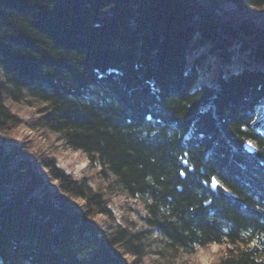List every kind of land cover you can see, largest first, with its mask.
<instances>
[{"label": "trees", "instance_id": "1", "mask_svg": "<svg viewBox=\"0 0 264 264\" xmlns=\"http://www.w3.org/2000/svg\"><path fill=\"white\" fill-rule=\"evenodd\" d=\"M213 59L228 73L198 86ZM262 105L264 0H0V264H184L212 245L264 264ZM119 193L135 220L112 214Z\"/></svg>", "mask_w": 264, "mask_h": 264}, {"label": "rangeland", "instance_id": "2", "mask_svg": "<svg viewBox=\"0 0 264 264\" xmlns=\"http://www.w3.org/2000/svg\"><path fill=\"white\" fill-rule=\"evenodd\" d=\"M205 64L202 63L201 67L205 66ZM210 66L211 67L209 69V72L206 75L202 76L201 81H205L207 78H210V83H212V85H215L218 82L216 78L218 77L219 71L227 73V69L222 68L218 59L211 60ZM216 70H218V74L216 73ZM11 106L13 108L12 113H16L17 117L21 121H26L30 117H34L33 115L37 110V107H29L20 104L17 105L14 103H12ZM259 109L260 110L258 111L259 113L256 116V121H261L263 119L262 115L264 114V106H260ZM260 130H263V128H261ZM19 133L20 134L18 136V139H16L18 143H29L35 147L42 146V148L49 146L54 147L56 151H54L52 155L54 156L56 161V168L62 171L65 175L72 174L76 179H81L83 177L90 178V173L87 169V158L80 152L68 149L63 142H57V137L54 134L47 133L45 136H41L23 127L20 129ZM246 148L249 151L252 150V147L249 144L246 145ZM39 173L41 174L43 172L39 170ZM90 185L95 188L97 185V180L91 178ZM73 205L75 207H80L83 205V203L82 201L77 200L73 202ZM142 207L143 205L139 200L130 199L124 194L119 193L112 199L110 209L113 211L112 214L114 215L116 220H119L120 216L122 214H125L127 209H130V217L135 220L137 216L136 213L141 212V210L143 209ZM97 220L101 221L103 220V218L99 216ZM219 249L220 248L215 245L205 248H198L195 255H183L182 259L184 261V264H217ZM178 264L182 263H179L178 261Z\"/></svg>", "mask_w": 264, "mask_h": 264}, {"label": "bare ground", "instance_id": "3", "mask_svg": "<svg viewBox=\"0 0 264 264\" xmlns=\"http://www.w3.org/2000/svg\"><path fill=\"white\" fill-rule=\"evenodd\" d=\"M240 66H236V65H234L233 67H231V69H238ZM30 119H32V117H30L29 119H27L26 121H29ZM21 122H25V121H21ZM23 128H26V127H23ZM27 129V128H26ZM51 157L55 160V158H54V156L53 155H51ZM35 170L39 173V170H38V167H36L35 168ZM195 255V254H194Z\"/></svg>", "mask_w": 264, "mask_h": 264}, {"label": "snow or ice", "instance_id": "4", "mask_svg": "<svg viewBox=\"0 0 264 264\" xmlns=\"http://www.w3.org/2000/svg\"><path fill=\"white\" fill-rule=\"evenodd\" d=\"M50 111V109H49ZM185 155H187V153H185ZM185 173L184 172H180L179 175H184ZM212 186L213 187H216L217 186V181L215 179L212 180Z\"/></svg>", "mask_w": 264, "mask_h": 264}]
</instances>
